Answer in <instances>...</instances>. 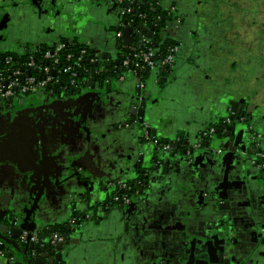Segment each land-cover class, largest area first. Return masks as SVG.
<instances>
[{
    "label": "snow or ice",
    "instance_id": "6c2138e0",
    "mask_svg": "<svg viewBox=\"0 0 264 264\" xmlns=\"http://www.w3.org/2000/svg\"><path fill=\"white\" fill-rule=\"evenodd\" d=\"M28 2L37 9L45 6L43 15L48 16L51 23H46L44 30L48 33L56 31L61 37H75L78 31L84 34L97 23L95 9L99 7V0ZM165 70L172 79L169 81L167 76L155 79L161 93L164 92V84L171 87L177 79L175 72ZM261 74L264 75V69ZM204 80H208L207 74L202 81L190 82L193 95H200ZM136 84V92L122 93L117 88L103 102L99 96L91 94L93 89L81 91L79 85L65 92L57 88L40 103L26 102L21 97L15 108L6 110L4 105H11L12 99H0V196H3L2 190L5 188L14 194L28 190L21 186L33 185L32 191L47 192L52 208L59 211L60 202L63 201L64 211L76 213L77 219H87L89 209L95 212L93 205L103 207V211L96 213L98 219L94 223L97 225L112 213L109 205H114L116 210L125 212L130 220L112 242L121 244L128 235L129 243L123 250L127 252L129 247L138 250L140 260L134 261V264H152L153 260L162 256L175 261L180 248L173 233L177 229L185 232L180 227L185 205L192 214L189 217L192 225L187 229L190 232L194 229L203 231L204 213L201 209L211 207L209 216L219 212L223 222L231 219L229 231L236 233L235 248L230 256L224 257V264H229V261L231 264H264V246L257 243L258 240L264 241V109L248 105L242 112L243 97L236 99L235 92L215 88L209 83L214 93L211 100H208V94L201 98L209 104L207 111L216 122L214 132L218 134L220 128H224L228 136L222 142L228 156L225 161L227 170L218 172L214 167H208L211 160L204 159V153L210 152L207 147L195 153L198 159L192 160L190 153L184 152L183 157L176 158L175 164L165 162L160 166L157 152L162 158L163 145L169 140H176L175 136L165 135L164 131H170L179 122H183L185 128L192 126L195 118L190 113L185 115L179 106L165 108L163 111L166 115L158 121L161 127L158 132L157 123H149L155 117L150 115V108H145L144 104L148 101L159 102V96H152V89L140 85L139 78ZM141 87L146 92L144 101L134 107L125 104V99L131 100ZM106 88L112 90L110 84ZM13 91L18 92L19 89ZM172 103L175 105L176 102L173 100ZM205 110L203 105L197 108L199 112ZM140 126L144 127L141 129ZM209 127L210 124H204L196 135L203 136ZM250 127L251 136L256 140L244 156L245 161H251L244 174L251 183L247 186L243 183L233 184L229 182L230 177L239 180V176L232 163V154L237 152L236 146L241 145L240 137L245 138V146L249 144L250 137L246 136L245 130ZM184 131L181 128L179 135L183 136ZM130 132L138 134L132 136ZM233 132L238 134L235 140L232 139ZM199 143L203 144L204 140L201 139ZM219 145L221 141H216L213 147ZM184 146L188 147L187 140ZM175 148H180L178 142L169 145V149ZM149 151L151 155H148ZM240 154H244L243 146ZM148 169H151V174ZM213 185H217L216 191L222 190L219 203L208 196V190ZM233 188L239 193L238 196L231 193ZM132 190L139 195L124 206V198L130 196ZM72 194L78 195L83 202L79 213L76 212L75 203L64 200ZM11 199V194L0 199V216L7 210V201ZM128 224L131 225L130 229ZM179 239L183 242L187 237L182 235ZM92 241L96 242V238H92ZM74 242L79 243V238H74ZM99 242H103V237L99 238ZM189 246L194 248L195 244ZM56 259L59 260V257ZM121 259L124 257L121 256Z\"/></svg>",
    "mask_w": 264,
    "mask_h": 264
},
{
    "label": "flooded vegetation",
    "instance_id": "af4514ba",
    "mask_svg": "<svg viewBox=\"0 0 264 264\" xmlns=\"http://www.w3.org/2000/svg\"><path fill=\"white\" fill-rule=\"evenodd\" d=\"M142 1L150 6H155L153 11H157V17L159 19H157L155 23H149L150 19L146 13L141 18L138 16L131 17V19H128L126 16L124 17L125 19H118L117 17L115 20H112L111 17V19L105 18L100 12L104 11V9L99 6L95 9V19L97 23L90 27L87 32L81 34L78 31L75 37H61L56 31L48 33L44 30L45 24L51 23L49 17L43 15L45 10L44 5H42L40 9H37L34 5L29 4L28 0H0V23L7 22L6 25L0 24V37H2V39H0V55L10 53L20 54L22 52L29 53L36 49L54 48L60 44L68 46L75 42H78L80 45H87L96 53V57L98 58L96 59L94 56L89 57L88 54V58L94 60L93 64H96V66H94L95 68H93V71L89 74L85 71L83 73V78L77 81L73 86L66 83V89H59L60 92H65L70 87L75 88L76 85L80 86L81 91H89V88L93 89L92 92L95 90H102L98 94L102 95L104 92L106 96L112 95L117 88L123 93L129 91L136 92L138 87L136 84L137 78L140 80V85H147V88L151 89L149 84L150 81L155 82V79L160 76H167L169 81L172 79L171 76H168L165 69L175 73L177 71L176 83L171 87H169L168 84H164V92L162 93L159 92L158 87L154 93L152 91V96H159V102H145V108H157L158 110L150 112L154 117L157 116L153 113L158 114V118H160L157 119L159 121L166 115L163 109L179 106L183 109L185 115L190 113L198 124L194 123L192 126L185 128V124L179 122L177 125L174 124L170 131L165 130V135L175 136L176 140H169L167 144L163 145L164 156L162 158L161 154L157 152L158 163L160 166L165 162L175 164L177 162L176 158L183 157L184 152H189L191 159L195 160L199 158L195 153L207 147L210 149V152H205L204 156L208 159L210 155L215 163V170L224 172L228 167V165L225 164L228 156L225 154L226 150L223 149L222 142L227 140L228 136L224 128H220L218 134L214 132L217 126L216 122L212 119V116L205 119L206 115L210 114L207 111L209 104L201 97L208 94V98L211 100L212 94H214L213 88L209 87V83H211L215 88H223L235 92L236 99L243 97L245 102L240 108L242 112L248 105H254L264 109V75L261 74V70L254 71V64L256 67V65L261 62L264 66V0ZM49 16H51V11H49ZM235 19L239 22V28L241 30V37L238 35L237 44L234 43L236 41L235 39L228 37L229 34H225V32H228L235 26ZM122 20L127 21L128 26L125 25V27H123L124 21ZM127 27L133 29L130 35L132 40L128 45L125 44L123 39V33ZM253 30L256 37H247V34ZM119 33H121L120 37L118 36ZM152 39L155 40L154 43H156L157 40L158 43H162L168 39L173 41L174 48L170 51H173L175 56L173 55L172 64L164 69L158 68L153 70L147 68L128 69L124 67L123 61L125 59L122 61V58H124L126 52L132 51L133 53V49H138L133 46L134 44L139 42L149 45ZM256 43L258 50L254 53L252 49L253 45ZM145 72L147 75H145ZM249 72L255 73L256 79L254 81L247 78ZM205 74H207L208 80H204L201 84L200 95H193L190 82L202 81ZM89 81H91V84H89ZM109 84L112 86V90L106 88ZM237 84H239V86L240 84L254 86L255 90L253 93L255 94V99H252L250 95L246 94L247 92H245L242 87H235ZM145 94V89L141 87L135 97L131 100L125 99L124 103L131 104L134 107L136 104H140L144 101ZM47 95L48 94H39L25 97L24 99L26 102L40 103ZM101 97L99 96L100 99ZM173 100L176 102L175 105L172 103ZM5 105L8 106V104ZM200 105H203L206 109L204 112L197 111ZM128 118L131 119L130 116ZM158 121L155 122L153 119L149 121V123H157L156 130L159 132L161 131V127ZM204 124H210L208 132L203 136L196 135V133L204 127ZM178 125L179 129H176ZM140 127L142 129L144 126ZM181 128L185 129L183 136L179 135V130ZM245 133L247 137H250L249 144L245 146V138L240 137L241 145H237V152L232 154V163L236 167V173L240 172L241 174L243 172L242 176L244 177V169L248 167V163H251V161H245L244 156L249 153L251 144H254L256 140V137L251 136V127L246 129ZM237 137L238 134L233 132L232 139L235 140ZM201 139L204 140L203 144L199 143ZM185 140L188 142L187 148L184 146ZM216 141H221V145L213 147ZM176 142L180 144V148L169 149V145ZM242 146L244 147V154H240V148ZM151 154V151H149L148 155ZM237 157H239V160H237ZM257 159H259V157H257ZM240 165H242L243 169H241ZM147 171L151 174V169ZM259 178L258 176V179ZM247 183L249 184L251 182L248 180ZM45 192L40 197L38 204L42 200ZM38 193L39 191L37 194ZM138 195L139 193L132 190L131 195L124 198V206H127L130 201L135 199ZM213 195L219 197L220 192L210 188L208 190V196ZM113 200H115L114 194ZM109 206L113 207V205ZM0 210H2L1 205ZM91 214L90 212L87 214V219H77L76 214L73 215L72 219H70L66 225L68 228L65 229L67 230V235L71 236L77 231L80 232L83 225L87 223L89 219H92L93 216ZM225 214L227 215V213ZM218 218L219 223H226V227H219V239L221 243L219 249L215 253V258L216 255H221V257L224 258L225 256H230L232 254L231 249L235 248L236 233L228 229L232 227V224H229V227L227 226L230 219L228 222H223L222 217L219 216ZM1 220L0 218V224L2 223ZM54 229L57 228L44 232L39 230L36 231L39 233V243L41 242V245H45L42 236H45L46 239H50L52 234L59 233L58 231L52 232ZM66 233H59L63 236V241L61 243L68 241L65 237ZM43 234H47V236ZM211 236L208 238L209 241L211 240ZM229 239L234 244L232 248L227 243ZM2 243L3 242L0 240V245H2ZM18 243L22 247L28 244L27 242L22 243L20 238ZM257 243L260 246H264V241L258 240ZM221 249H223V251H221ZM205 250L207 251L206 255L213 254L215 251L209 248ZM0 253L13 264H24L19 252L9 245H5ZM45 254L46 257L42 258ZM29 257L32 264H37L36 262L38 261H45L47 264H58V261H56L54 257H49V253L46 250L41 253L34 252L29 255ZM216 259L218 260V258ZM256 264H258V262H256Z\"/></svg>",
    "mask_w": 264,
    "mask_h": 264
},
{
    "label": "crops",
    "instance_id": "0c3cea01",
    "mask_svg": "<svg viewBox=\"0 0 264 264\" xmlns=\"http://www.w3.org/2000/svg\"><path fill=\"white\" fill-rule=\"evenodd\" d=\"M0 24H7V22L0 23ZM6 30V29H5ZM235 44L238 43L236 40L234 42ZM101 46V45H100ZM177 74V71H176ZM185 83V82H184ZM183 83V84H184ZM150 88L152 89L153 93L157 88V85L155 82L150 81ZM101 89V88H100ZM102 90H95L92 92V95H98L101 97V102L108 99L109 96H106L103 92L102 95H99ZM123 93V92H122ZM210 100V98H208ZM18 100H12L11 105H4L5 110L9 107L15 108L17 106ZM155 109V110H154ZM150 109V111H156L157 108ZM208 109V108H207ZM155 114L157 117H155L154 121H158V114ZM150 115L152 113L150 112ZM212 115L208 114L206 115L205 119H208ZM158 118V119H157ZM154 122V123H155ZM210 122V121H209ZM195 124H198L194 122ZM177 125V124H175ZM201 126V125H200ZM176 129H179V125ZM138 133L131 132L130 135L136 136ZM191 134V133H189ZM143 144V142H141ZM139 151V149H138ZM205 160H211L210 165L208 167L211 169L215 167L214 161L211 159V156L209 155L208 159L204 156ZM121 163H124L121 161ZM249 164V163H248ZM241 169H243L242 165ZM238 173V174H237ZM236 175L239 176V180H236L235 178H230V183H243L245 186H247L248 178L247 176L243 175V172L240 174V172H237ZM95 180V178H91ZM175 186V185H174ZM213 190L217 188V185H213ZM22 188L27 187L28 190L23 191H17L14 194L11 193L10 189H3V196H0V199H3L4 197L8 195H12V199L7 201V208L9 209L7 211L8 215H11V211H22L27 210L31 207L33 200L35 199L38 191H32L31 188L34 187L33 185L28 186H21ZM203 187V185H201ZM222 191V190H221ZM221 191L219 197H214L219 203ZM218 192V191H217ZM231 193L236 194L237 196L239 193L235 188L231 190ZM207 198V197H206ZM64 200H67L70 203H75L77 205L76 212L79 213L81 211V208L83 207V202L79 200V196L76 194H72L68 197H65ZM126 206V205H125ZM64 202H60V210L57 211L56 209L52 208L50 206V202L48 201L47 192H45L42 200L39 203L38 211H37V220L38 225L37 229L39 231H50V229L53 228H67L68 221L72 219V216L76 213H72L69 211H64ZM112 207V206H109ZM122 208L124 206H121ZM231 207V205H230ZM2 208V205H1ZM92 208L95 209V212L92 211V209H89L88 213H92L93 216L92 219H89L87 223H85L81 229V231H77L73 233L71 236H68V246L65 248L64 255L62 257V263L63 264H134V261L140 260V257L138 255V250L134 249L133 247H129L128 251L125 252L124 246L129 243L130 237L128 235H125L124 240L121 244H114L112 241L117 237L118 233H121L125 229L126 223L130 220V218L127 216V214L123 211L116 210L115 206L113 205V212L110 213L107 217L104 218V220L99 224H95L94 221L98 219V216L96 213H100L104 210L103 207L93 205ZM201 211L204 213V227L203 231H199V229H194L192 232L187 231L190 225H192V219L189 217L192 215L191 212L188 211L187 205H185V215L180 218L181 219V225L180 227L185 229L184 233H181L179 229H177L173 235L176 237V244L180 248V254L177 255V258L175 261L170 260L167 257H160L158 259H155L152 261V264H197V257L195 256V252L202 256L203 254H207V251L205 249L209 248L210 250H215L216 253L219 249V245L221 243V240L219 239V231H217V228L220 226H225L226 223H219V212H217L214 216H209V213L212 212V208L209 207L208 209H201ZM122 217V219H121ZM231 224V219L228 222ZM129 229L131 228V225L128 224ZM226 227V226H225ZM208 229H211L209 231ZM227 229V228H226ZM225 229V230H226ZM230 229V227L228 228ZM37 230V231H38ZM195 232V235H194ZM215 233V235H213ZM186 236L187 239H185L183 242L180 241V236ZM212 235V236H211ZM211 236V240L209 241L208 238ZM79 238V243L74 242V238ZM103 237V242H99V238ZM198 237V238H197ZM92 238H96V242L92 241ZM195 244V247H190L189 245ZM228 245L231 246V248L234 246V244L229 239L227 241ZM232 251V249H231ZM182 254V255H181ZM121 256L124 257V259H121ZM215 258V256H213ZM37 264H47L45 261H38ZM0 264H13L11 261L6 258L2 253H0ZM142 264H146V262H142Z\"/></svg>",
    "mask_w": 264,
    "mask_h": 264
},
{
    "label": "built area",
    "instance_id": "2783aa9c",
    "mask_svg": "<svg viewBox=\"0 0 264 264\" xmlns=\"http://www.w3.org/2000/svg\"><path fill=\"white\" fill-rule=\"evenodd\" d=\"M107 1V0H99ZM112 4H115L121 10L122 18L138 16L141 18L145 12L142 10L143 1L136 0H110ZM146 8V7H145ZM123 27L128 26V22L125 20ZM121 36V33L118 35ZM67 45L60 44L57 47L50 48L40 52V49H36L33 53H36L40 57L41 64H38L34 56H30L24 64L18 63L12 66V57H7L4 61H0V91L3 95L0 99L7 100H19L21 97H31L39 94H49L55 89H66V73L72 77H76L77 69H81V65H74L71 60L73 55L66 53ZM86 49L82 50L79 54L78 63L83 60V56L86 54ZM21 54V53H20ZM22 54H24L22 52ZM90 64L94 63L93 59H88ZM173 62V51L167 53H160L158 50H152L151 48L144 50L133 49L128 57L123 61L124 67L128 69H158L168 67ZM88 74L91 71H86ZM65 82V84H64ZM59 84H63L64 87H59ZM71 85L75 84V80L72 79ZM19 89L18 92H14L13 89ZM25 93L28 95L25 96ZM31 241L39 243V233L32 232ZM29 232L24 231L21 235L20 241L26 243ZM51 243L57 245L63 241V236L59 233L52 234L50 236Z\"/></svg>",
    "mask_w": 264,
    "mask_h": 264
},
{
    "label": "water",
    "instance_id": "95a60500",
    "mask_svg": "<svg viewBox=\"0 0 264 264\" xmlns=\"http://www.w3.org/2000/svg\"><path fill=\"white\" fill-rule=\"evenodd\" d=\"M133 32V29L130 27H127V29L124 30L123 33V39L125 41V44L128 45L129 42H131V34ZM245 102V101H244ZM146 104H144L145 106ZM43 193L39 192L36 196V198L33 200V204L31 207L27 210H18V211H11V215L8 216L7 211L9 210L7 208L6 211L3 212V215L0 216V218L4 221L0 224V240L3 242L2 245H0V252L3 250L5 245L11 246L14 250L18 251L19 254L22 256L24 264H32V261L30 260L28 250L34 248L37 243H34L31 241V234L32 232H36L38 229V220L36 216V212L38 209V202L40 197ZM13 215V216H12ZM24 231L29 232V235L27 238V246L22 247L19 243V237L24 233ZM66 233L65 237L68 239L69 235ZM47 236V235H46ZM42 240H44V244L41 247L42 252L45 250L49 253V257H54L56 261H58V264L61 263L62 257L65 252V248L68 246V241L65 243H58L56 246H54L50 239H46L45 236H42ZM60 245H63L61 247ZM200 250V249H198ZM197 250V251H198ZM197 251L195 252V256L197 257V264H224V258L221 257V255L217 256L218 260L216 258H213V254L205 255L203 254L200 256ZM215 253V252H214ZM46 254L42 256V258H45ZM59 257V260L56 258ZM229 264L230 261H229Z\"/></svg>",
    "mask_w": 264,
    "mask_h": 264
},
{
    "label": "trees",
    "instance_id": "16d2710c",
    "mask_svg": "<svg viewBox=\"0 0 264 264\" xmlns=\"http://www.w3.org/2000/svg\"><path fill=\"white\" fill-rule=\"evenodd\" d=\"M136 1H141V0H136ZM153 4H155V3H153ZM142 6H143L142 10H144V12L146 14H148V17L150 19L149 23L150 24L155 23L156 20L158 19L157 11L156 12L153 11L155 6H150L146 3H143ZM132 17H134V16H132ZM129 18L131 19V17H128V19ZM151 41L152 42H150L151 44H149V45L148 44L145 45L144 43L138 42V43L134 44L133 46L137 47L138 50L146 51L147 49L151 48L152 50H155V51L158 50L160 53H167L174 48V43L171 39L165 40L162 43H158V40L156 41V43H154L155 40H153V39ZM48 49H50V48H45L44 50H48ZM84 49H86L87 52L83 56V60L80 63H78L77 59H79V54ZM42 51H43V48L40 49V52H42ZM65 51H66V53H70L74 56L73 59L71 60V62L75 66L79 65V64L81 65V69H77V73H79V74L76 77H72L70 74L66 73V75H65L66 83L71 85L70 82L72 81V79H74L75 83H76L77 81H79L83 78V73L85 71H93V68H95L94 66H96V64H90L88 62V59H89L88 54H89V57L94 56V58H96V59H98V58L96 57V53L93 50H91L87 45H85V44L80 45V44H78V42L77 43L75 42L74 44H69ZM131 53H132V51L126 52L124 58H122V61L126 57H128ZM31 55L34 56V58L38 64H41L40 57H38V55L36 53H33V51H31L29 53L25 52L24 54H22V53L21 54L10 53V54H6V55L2 54V55H0V61H4V59L7 57H12L13 58L12 66L16 65L17 63L19 65H21V64H24L25 62H27L28 58ZM64 84H65V82H64ZM60 85L61 84H59L58 86L60 87ZM1 222H4V221L1 220ZM53 231H58L61 234H64L67 232V230L62 229V228H57V229L52 230V232ZM50 234H52V233H50ZM43 235H47V234H43ZM40 243L35 245L34 248L28 250L29 255H31L34 252H38V253L42 252V250H41L42 245Z\"/></svg>",
    "mask_w": 264,
    "mask_h": 264
},
{
    "label": "rangeland",
    "instance_id": "374dc122",
    "mask_svg": "<svg viewBox=\"0 0 264 264\" xmlns=\"http://www.w3.org/2000/svg\"><path fill=\"white\" fill-rule=\"evenodd\" d=\"M99 6H101L102 9H104V11H100V12L102 13V15H104L105 18H109V19L112 18V20H115L118 17V19H122L120 8L117 7L115 4H112L110 0L99 1ZM231 8H232V6H231ZM234 24H235V26L233 28H231L228 32H225V34L226 35L229 34L228 35L229 38L232 37L231 39H235L238 41V38L241 37V30L239 28V22L237 21V19H235ZM238 35H239V37H238ZM247 37L255 38L256 36H255L254 30L251 31L250 33H248ZM252 50L254 53H256V51L258 50L257 43L255 45H253ZM262 69H264V66L261 62L258 65H256V67L254 64V71L255 72H256V70L262 71ZM254 74H255L254 72H249L247 78L252 79L254 81L256 79ZM246 86H247L246 84H240V86H239V84H237V86H235V87H242L244 89V91L247 92L246 94L250 95V97L252 99H255V94L253 93L255 90L254 86L252 87L249 85V86H247V88H246Z\"/></svg>",
    "mask_w": 264,
    "mask_h": 264
}]
</instances>
